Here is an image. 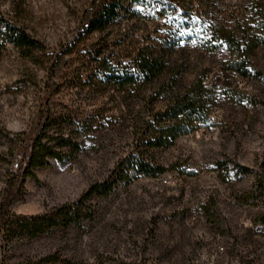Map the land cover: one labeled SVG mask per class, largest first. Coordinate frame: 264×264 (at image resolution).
<instances>
[{"label": "rangeland", "instance_id": "rangeland-1", "mask_svg": "<svg viewBox=\"0 0 264 264\" xmlns=\"http://www.w3.org/2000/svg\"><path fill=\"white\" fill-rule=\"evenodd\" d=\"M110 1L0 0V12L42 43L27 51L0 35V217L51 211L114 182L87 200L93 217L80 224L61 217L10 243L0 224V262L5 249L11 262L45 264H264V45L244 77L225 68L237 56L220 38L223 29L239 39L254 29L264 0H119L120 15L88 32ZM142 46L172 60L174 87L203 77L214 104L208 122L147 149L168 171L128 183L115 181V168L142 145L148 112L165 107L170 82L118 86L103 74ZM47 117L83 148L24 177L15 164L25 165ZM215 239L225 251L211 260Z\"/></svg>", "mask_w": 264, "mask_h": 264}, {"label": "trees", "instance_id": "trees-1", "mask_svg": "<svg viewBox=\"0 0 264 264\" xmlns=\"http://www.w3.org/2000/svg\"><path fill=\"white\" fill-rule=\"evenodd\" d=\"M119 0H111L108 4L99 7V18L95 17L89 22L88 32L100 23H108L118 17L121 12ZM261 21H257L254 29L244 34L239 39L232 30L223 29L220 38L226 48L237 58L226 63L228 70L238 72L246 77L250 74L249 56L260 45H264V10L259 9ZM97 24V25H96ZM0 35L3 40L14 47L31 50L42 46V43L31 35L19 23L5 17L0 12ZM163 49H152L142 46L134 49L126 62L120 61L116 65H108L104 71V77L111 84L118 86H148L170 82L161 94H168L167 103L163 109L148 112V119L144 122L142 133V145H137L119 161L114 173L115 181L131 182L140 176L156 177L169 168L154 162L146 155L147 149L165 148L170 146L174 140L184 134L196 130L201 124L209 121L213 111L214 91L208 86L203 77L184 88L174 87L176 75L180 72L175 68L172 60L166 57ZM258 72H256L257 74ZM259 74V73H258ZM158 98V97H156ZM83 126H81L82 128ZM54 143V141H56ZM83 148L82 144L70 135L62 132L60 127H52L50 118L47 117L40 131L33 137L29 151L24 154L25 165L16 163V167L22 172V176H34V169L47 164L49 157L62 162L63 155L68 158ZM144 148V149H143ZM112 183L105 181L103 184L92 185L79 199L73 203H66L54 207L51 211H45L32 216H13L5 221L0 217L3 224L5 241L13 238L28 237L35 238L51 227L61 224V217H66L63 225L69 223L80 224L85 219L93 217V212L85 203L93 194H107ZM103 186L98 189V186ZM83 208H86V210ZM2 213L4 208L0 206ZM264 221V217H263ZM3 251V250H2ZM2 252L0 264H45V258H26L22 261L11 262L6 254Z\"/></svg>", "mask_w": 264, "mask_h": 264}, {"label": "built area", "instance_id": "built-area-1", "mask_svg": "<svg viewBox=\"0 0 264 264\" xmlns=\"http://www.w3.org/2000/svg\"><path fill=\"white\" fill-rule=\"evenodd\" d=\"M16 165V164H15ZM225 251L223 244L220 243L219 239L214 241V252L209 254V259L214 260L217 254L223 253Z\"/></svg>", "mask_w": 264, "mask_h": 264}]
</instances>
